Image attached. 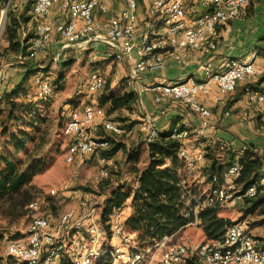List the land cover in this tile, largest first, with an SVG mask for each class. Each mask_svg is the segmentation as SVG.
Returning a JSON list of instances; mask_svg holds the SVG:
<instances>
[{
	"label": "built area",
	"instance_id": "2783aa9c",
	"mask_svg": "<svg viewBox=\"0 0 264 264\" xmlns=\"http://www.w3.org/2000/svg\"><path fill=\"white\" fill-rule=\"evenodd\" d=\"M121 10L113 15V4L109 0H34V34L30 39L25 58H35L48 50L57 40L71 45L91 38L106 45V53L118 63H131L127 83L131 85L148 70L164 66L165 56L172 55L181 61L187 51H198L203 55L212 54L218 47L216 32L219 26L231 29V22L239 16L242 7L258 0H191L192 15H189L186 0H144L148 14L140 13L141 0H121ZM8 6L0 10V51L8 21ZM65 45V46H66ZM96 55L92 56L94 62ZM204 77L179 78L174 82L147 85L154 92L156 101L180 99L197 115L200 124L187 120L170 130L173 139L182 142L178 155L185 162L184 172L202 174L206 161L203 140L210 137L212 106L201 95L214 96L215 103H223L225 96L232 92L238 82L260 80L257 87L247 90L246 99L251 105L264 102V68L253 58H229L222 69H215L212 62L203 64ZM4 72L0 71V98L4 84ZM36 93H28L31 99H49L54 86L45 77L37 79ZM109 79L100 71H92L87 85L92 92L105 88ZM215 85L218 91H215ZM230 113L229 110L226 111ZM140 120L146 143L156 140L161 131L148 115L133 109L128 114ZM246 120L241 124L245 125ZM116 137L124 134L123 124L113 117L96 121L95 108L87 104L82 110L73 109L63 127V133L70 138L66 161L72 163L78 157L99 154V169L94 174L96 182L108 178L116 167V158L102 154L111 146V141L96 134L98 126ZM264 132V125L260 126ZM1 132V127H0ZM244 145L241 150H244ZM241 167L229 166L222 182L210 185L208 192L201 196L187 191V182L181 179L186 205L194 203V212L214 202L220 204L242 203L246 196L257 193L251 186L242 192L237 183ZM262 172L264 173V157ZM216 180V179H215ZM57 190L51 188L50 197ZM49 204L47 199L35 198L29 203L36 213L32 217L24 236L9 239L7 255L18 264H97L109 258L111 264H182L190 255H195L199 264H264V244L248 228L245 221L229 225L218 239L173 240L166 235L154 244L140 248L137 231L131 230L124 222L125 210L117 211L108 225L102 222V204L88 198L81 201L82 211L73 206L55 218L51 212L42 210ZM198 217L191 223H199ZM15 264V263H12Z\"/></svg>",
	"mask_w": 264,
	"mask_h": 264
},
{
	"label": "rangeland",
	"instance_id": "374dc122",
	"mask_svg": "<svg viewBox=\"0 0 264 264\" xmlns=\"http://www.w3.org/2000/svg\"><path fill=\"white\" fill-rule=\"evenodd\" d=\"M33 1L0 0V10L7 8V5H9V24L13 18H20L27 13L30 14L31 11L27 12V8L32 6ZM27 31L28 23L22 21V25L19 28V36H23ZM6 32L7 29L0 51V71L4 72V84L1 91L2 97L0 98V159L3 154L10 153L17 161H23L24 167L35 161L39 166L42 163L45 165L41 171L33 176L31 182L20 191L0 199V264H3L1 261L3 258L2 253L9 240L5 238V235L7 234L8 238L20 236L27 230L32 217L35 215L36 212L29 207V203L33 199H48L49 204L43 203L42 210L51 212L55 218L69 207H78L81 201L86 198L102 204L106 193L114 183L121 182L128 186L136 187L137 180L129 173L131 163L127 164L129 161L128 154L130 151L141 148L144 144H136L137 141L131 144L124 143L123 140H125L126 135L118 136L117 139L125 144V148L114 156L117 162L116 167L111 169L110 177L100 182L94 180V174L100 166L99 154H90L78 157L72 163L67 162L66 154L70 138L63 133V127L68 119L70 108L67 104L80 98L83 95L82 90L84 88L86 91H90L88 85L83 87V83H80L79 76L80 69H82L83 73L87 72V74L93 71L90 63L92 54L88 56L87 51H79L74 53L75 58H71L65 64L61 63V58H54L50 51L41 53L33 59H28L25 58V54L20 52V50H6L9 43ZM27 63L36 65V69L29 73L28 77L24 78ZM39 65H43V67H39ZM37 66L41 70H37ZM15 70H17V73H15ZM95 70L101 71L102 68L96 65ZM43 72H45V76L54 86V94L45 100L40 98L30 99L28 93H36L38 89L37 79L44 76ZM65 76L68 77L64 78ZM16 82L20 83L13 98L16 102L25 103L31 101L34 103L35 110H31L30 103H28L30 104L28 106H25L27 103L19 107L14 106L13 117L10 118V106L7 105L5 92L13 90V85ZM5 127L9 129L8 135L3 134ZM10 132L18 135L16 140H26L25 149L18 150L15 148V141H11ZM107 135L111 138H116L110 132H107ZM137 156L140 161L143 155L139 153ZM1 166L2 163L0 162V168ZM181 175L191 188L190 192L196 196H201L203 199L211 184L207 181L199 182L197 174H187L181 170ZM51 188L57 190L55 197L49 196ZM241 204H221L220 211L222 210L223 213L230 215L236 221L238 219L237 216L240 217L239 214H241L239 213ZM192 205L194 206V203ZM242 216L244 217L241 214ZM247 218L254 223L260 222L262 217L257 211L250 214ZM193 224H196V227L193 226L191 230L179 236H182L183 240H190L193 243L205 240L206 237L199 228L200 222L199 225L197 223ZM260 225L258 232L264 235V223ZM172 239L177 240L178 238ZM106 261H109V258H104L97 264H105ZM12 263L18 264L15 258L7 259V264Z\"/></svg>",
	"mask_w": 264,
	"mask_h": 264
},
{
	"label": "trees",
	"instance_id": "16d2710c",
	"mask_svg": "<svg viewBox=\"0 0 264 264\" xmlns=\"http://www.w3.org/2000/svg\"><path fill=\"white\" fill-rule=\"evenodd\" d=\"M29 10H32V6L27 8V12ZM27 14L22 15L20 18L11 19L9 24L7 21L6 33L8 34L9 43L6 50H20L24 54L27 53L30 39L34 34L35 24L32 12ZM22 21L25 23L31 22V27L26 34L20 37L19 28ZM35 69L36 65L27 63L25 72L29 74ZM260 80L252 81L249 85L257 87ZM106 86H108V83ZM17 88L5 92L7 105L10 106V118L13 117L14 106L19 107L27 103L25 106L31 104V110H35L34 103L31 101L16 102L13 96L16 94ZM135 99L136 93L134 91L125 92L121 95H107L104 92L100 97V102L111 103L109 109L111 114L122 108L132 110ZM113 118L118 119L123 124L125 129L123 135H126L139 122V119H133L128 115L123 117L120 114ZM261 125H264V122ZM3 134H9L7 127L3 129ZM96 134L105 136L111 141V146L102 151L104 155L115 156L121 149L125 148V144L121 143L117 137L111 138L108 136L102 125L98 126ZM10 136L11 141H15L16 149H25V139L16 140L18 135L13 132H10ZM181 144V141L171 138L170 132H161L156 140L147 143L149 159L144 167L136 164L139 161L137 156L139 153L130 151L127 164L131 163L129 173L137 180L136 187L121 182L114 183L104 197L101 219L106 225L117 211L125 210L129 200H131L132 211L125 215L124 222L131 230L138 232L137 241L140 248H146L166 235L174 234L184 225L195 221L197 217L207 240L220 238L227 227L236 222L230 217L220 215L221 204L219 202L202 207L198 214L194 212L193 205H186L183 188L179 184L182 179L181 170H184L185 167L184 160L178 155ZM219 148L218 145L206 148V161L202 166V173L206 177L205 181L210 184L222 182L224 172L229 166L240 165L241 172L236 181L241 186L242 192L251 186L255 185L257 187L256 195L246 196L240 208L245 216L257 210L259 214L264 215V185L262 184L264 150L254 144H247L244 150H237L231 146L224 147V149ZM0 162L2 163L0 168V199L20 191L31 182L33 176L41 171L45 165L42 163L39 166L35 161L24 167L23 161H17L10 153L3 154ZM190 189L189 186L186 188L187 191H190ZM105 264H111V260L109 259ZM182 264L199 263L193 254Z\"/></svg>",
	"mask_w": 264,
	"mask_h": 264
},
{
	"label": "crops",
	"instance_id": "0c3cea01",
	"mask_svg": "<svg viewBox=\"0 0 264 264\" xmlns=\"http://www.w3.org/2000/svg\"><path fill=\"white\" fill-rule=\"evenodd\" d=\"M109 1L114 6L112 14H117L121 10L123 2L121 0ZM186 1L189 4V15H192L191 0ZM141 4L140 13L147 15L146 2L141 0ZM30 25L31 22L28 23V29H30ZM216 36L218 47L212 54L203 55L198 51H187L183 55L181 61H178L172 55L167 54L162 68L158 70H148L142 73L131 85L127 83V76L131 70V63L120 64L116 62L113 57L106 53L107 48L103 42L94 43L91 38H87L85 41H78L71 45H66L63 40H57L52 43L45 52L50 51L54 55V58H61V63L65 64L71 58H75L74 53L87 51L88 56H90V54H92V56L96 55L94 62L90 60V63L92 64L91 70L94 71L96 65H98L102 68L100 72L108 76V86L96 92L86 91L84 88V90H82L83 95H81L80 98L76 99L74 102H69L67 104V106L70 107L69 113L73 109L82 110L87 104H92L95 108L96 121L98 123L104 118L116 117L117 114L126 117L131 109L122 108L110 114L109 109L111 103H101L100 97L104 92H106L107 95H121L125 92L134 91L136 93V99L132 104V110L135 109L142 115L150 116L157 124L160 131L164 133L170 132L173 127L182 125L187 120L196 125L200 124L202 117L192 112L188 105L180 99L169 98L164 99L163 101H156L154 98V92L147 90L146 86L155 83L168 84L179 78H203V64L206 61L212 62L214 68L219 70L224 67L229 58H253L259 67L264 68V0L252 1L245 4L242 7L239 16L231 22V29L228 30L225 29V26H219ZM39 67H43V65H39ZM39 67H37V70H41ZM15 71V73H17V70ZM80 71V83H83V87H86L91 72L87 74V72L83 73L82 69H80ZM43 73L44 76H42V78H45V72ZM28 76L29 74L26 73L24 78ZM67 77L65 76L64 78ZM19 83L16 82L13 85V89L18 87ZM249 83L250 82L243 81L238 82L236 88L225 96V101L223 103H215L213 95L200 96L208 105L212 106L213 110V116L209 128L210 137L207 140L202 141L205 148L218 145L221 149L231 146L237 150H241L244 145L254 144L258 148L264 150V133L260 130V126L264 122V102L256 105L248 103L246 96L248 88L251 87ZM215 91H218L217 85H215ZM227 110L230 111L229 114L226 113ZM129 117L139 119L134 116ZM244 120H246L247 123L242 125L241 122ZM135 141H137L136 144L144 143L141 148L134 150V152L142 153L143 156L141 160L136 164L140 167H144L149 159V151L148 145L144 141V132L140 128V120L126 134L125 140H123L124 143L128 144L134 143ZM205 180L206 177L202 173L198 178V181L205 182ZM262 184L264 185V173ZM76 208L78 209V212L82 211L81 203ZM131 211V200H129V204L124 211L125 215L129 214ZM239 213L244 215L241 208ZM241 214H239L240 217L237 216V220L245 221L248 228L264 244V235L258 232L260 229L259 227L261 226L260 224L264 223V215L259 214L262 217L260 218L261 221L252 223L247 218L250 214L246 216L244 215V217H241ZM220 215L231 218L230 215L223 213L222 210L220 211ZM197 224L199 225V223ZM193 226L196 227V224L188 223L187 225H184L177 232L172 234L171 238L183 240L184 238L179 235L188 232ZM199 228L204 234L202 226H199ZM26 231L27 230L18 237L8 238L9 236L6 234L5 238H20L25 235ZM2 255L3 258L1 261L3 264H7V259L10 260L11 257L7 255L6 246Z\"/></svg>",
	"mask_w": 264,
	"mask_h": 264
},
{
	"label": "water",
	"instance_id": "95a60500",
	"mask_svg": "<svg viewBox=\"0 0 264 264\" xmlns=\"http://www.w3.org/2000/svg\"><path fill=\"white\" fill-rule=\"evenodd\" d=\"M239 221V220H236V222Z\"/></svg>",
	"mask_w": 264,
	"mask_h": 264
}]
</instances>
